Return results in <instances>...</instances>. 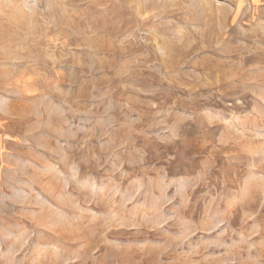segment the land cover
Listing matches in <instances>:
<instances>
[{
  "label": "rangeland",
  "instance_id": "1",
  "mask_svg": "<svg viewBox=\"0 0 264 264\" xmlns=\"http://www.w3.org/2000/svg\"><path fill=\"white\" fill-rule=\"evenodd\" d=\"M0 264H264V0H0Z\"/></svg>",
  "mask_w": 264,
  "mask_h": 264
}]
</instances>
